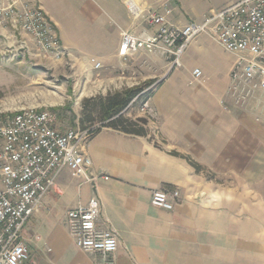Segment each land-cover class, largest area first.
<instances>
[{
	"label": "crops",
	"instance_id": "obj_1",
	"mask_svg": "<svg viewBox=\"0 0 264 264\" xmlns=\"http://www.w3.org/2000/svg\"><path fill=\"white\" fill-rule=\"evenodd\" d=\"M9 1L41 8L74 67L97 76V89L112 84L120 90L136 78L169 73L148 101L154 111L149 129L161 142L111 128L90 135L83 152L95 180L69 169L58 173L24 224L29 256L22 264H243L240 222L227 211L222 185L207 175L240 171L241 156L252 154L242 147V139L252 134L251 121L242 116L230 90L235 55L220 51L207 35L189 42L180 69L169 70L159 52L118 53L122 32L156 30L146 15L161 3L171 8L168 23L183 27L235 0H208L207 5L203 0ZM195 68L202 72L199 78L192 75ZM164 186L179 190L171 210L151 205L152 191ZM92 197L100 204L97 227L117 237L114 253L83 252L68 231L66 212Z\"/></svg>",
	"mask_w": 264,
	"mask_h": 264
},
{
	"label": "built area",
	"instance_id": "obj_2",
	"mask_svg": "<svg viewBox=\"0 0 264 264\" xmlns=\"http://www.w3.org/2000/svg\"><path fill=\"white\" fill-rule=\"evenodd\" d=\"M131 9L134 10L132 5ZM170 14L166 2L149 10L146 20L156 30L137 35L122 32L119 55L124 57L138 50L160 52L172 67H179L187 44L205 34L236 56L230 72L232 94L264 89V0H235L183 27L169 24ZM24 19V29L34 34L45 49L58 54L63 51L39 9L25 11ZM93 66L99 68L100 63L94 62ZM192 75L199 78L202 72L195 68ZM139 108L154 115L146 100L140 102ZM55 122L52 111L33 107L0 116V264H22L28 258L24 224L54 187L60 171L78 172L87 181L96 178L88 175L92 162L83 152L89 129L60 131ZM178 197L177 188L164 186L152 191L151 205L171 210ZM99 209V200L92 197L66 212V225L83 252L111 254L117 249V237L97 227Z\"/></svg>",
	"mask_w": 264,
	"mask_h": 264
},
{
	"label": "rangeland",
	"instance_id": "obj_3",
	"mask_svg": "<svg viewBox=\"0 0 264 264\" xmlns=\"http://www.w3.org/2000/svg\"><path fill=\"white\" fill-rule=\"evenodd\" d=\"M209 1L203 0V4L207 5ZM33 8L43 13L51 35L57 39L60 49L63 50L56 28L35 3L14 4L9 0H0V116H10L22 108L33 107L52 111L60 131H83L99 126V129L108 128L102 125L95 102L84 100L103 97L116 90L112 89V84L97 89L96 75L80 73L67 53L62 51L58 54L54 50L45 49L34 34L25 30L24 13ZM65 29L70 37L74 36L70 26H65ZM219 50L223 52V49ZM184 54L185 52L180 56L179 67H172L163 56L169 70L182 67ZM91 62L94 63V60ZM168 75L167 72L161 76L156 75L155 79L145 80H140L139 77L133 80L136 83L132 86L123 88L141 86L143 90L140 94L151 93L152 96L156 87ZM151 96L146 99L147 102ZM233 96L236 105L241 107L242 116L251 121L248 125L252 134L250 138L242 139V147L250 150L252 154L241 156L240 171L226 172L224 177L219 178L212 172H204L210 179L222 185L220 190L227 196V211H233L236 222H240L243 264H264V90L244 89ZM136 101L129 103L123 112L124 117L134 121L144 119V127L148 133L146 135L151 140L161 142L158 132L149 129L154 115L142 112L139 108L142 100L137 98Z\"/></svg>",
	"mask_w": 264,
	"mask_h": 264
},
{
	"label": "trees",
	"instance_id": "obj_4",
	"mask_svg": "<svg viewBox=\"0 0 264 264\" xmlns=\"http://www.w3.org/2000/svg\"><path fill=\"white\" fill-rule=\"evenodd\" d=\"M142 90L143 88L141 86L123 88L122 90H116L113 93H108L103 97L85 99L84 102H95V105L100 112V118L103 126H107L108 128L117 130L124 134L146 136L148 133L144 127V119L140 118L134 121L125 118L123 115L124 110L133 98L138 96V99L145 101L149 96H151V93L140 94ZM104 122L106 123L104 124ZM99 128L100 126L87 129H89L91 132L90 135H92L99 132L101 130ZM190 163L193 164L195 168H199V166L194 164L193 161H190Z\"/></svg>",
	"mask_w": 264,
	"mask_h": 264
}]
</instances>
